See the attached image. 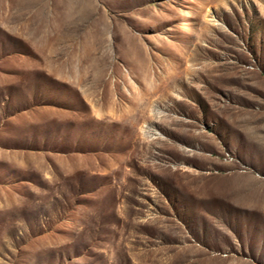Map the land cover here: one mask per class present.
I'll use <instances>...</instances> for the list:
<instances>
[{"label":"rangeland","instance_id":"rangeland-1","mask_svg":"<svg viewBox=\"0 0 264 264\" xmlns=\"http://www.w3.org/2000/svg\"><path fill=\"white\" fill-rule=\"evenodd\" d=\"M253 143L264 0H0V264H251Z\"/></svg>","mask_w":264,"mask_h":264},{"label":"crops","instance_id":"crops-1","mask_svg":"<svg viewBox=\"0 0 264 264\" xmlns=\"http://www.w3.org/2000/svg\"><path fill=\"white\" fill-rule=\"evenodd\" d=\"M253 149V161L256 167V172L264 169V151L254 143L251 144ZM255 158L257 161H255ZM241 185L238 183L233 184L230 190L240 189ZM238 207H242L244 212H249V215L244 216L245 219L250 220L251 231L258 234L255 238L258 240L257 246L248 250V255L244 256L248 263L251 264H264V193L251 190L244 192L234 199Z\"/></svg>","mask_w":264,"mask_h":264},{"label":"bare ground","instance_id":"bare-ground-1","mask_svg":"<svg viewBox=\"0 0 264 264\" xmlns=\"http://www.w3.org/2000/svg\"><path fill=\"white\" fill-rule=\"evenodd\" d=\"M136 65H140L142 67H145L146 66V62L144 60H142L141 62L136 63Z\"/></svg>","mask_w":264,"mask_h":264}]
</instances>
